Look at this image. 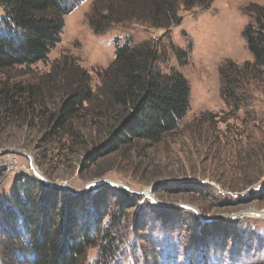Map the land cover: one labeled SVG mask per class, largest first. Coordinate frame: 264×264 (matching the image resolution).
<instances>
[{"label":"rangeland","instance_id":"rangeland-1","mask_svg":"<svg viewBox=\"0 0 264 264\" xmlns=\"http://www.w3.org/2000/svg\"><path fill=\"white\" fill-rule=\"evenodd\" d=\"M92 4L82 0L65 17L61 42L47 61L1 72L0 88L5 82L42 83L65 60L86 70L97 87V75L115 59L116 39L131 36L165 47L168 63L161 60L159 67L186 78L190 111L159 143L109 151L104 125L55 128L49 115L57 111V99L34 108L0 101V197L21 177L74 195L117 189L136 207L124 209L116 264H188L192 251L214 238L218 246L209 248L208 264H264V217L257 216L264 214V79L247 87L236 113L222 97L220 76L226 62L253 61L243 32L248 8L264 0H214L208 10L182 11L171 41L163 39L164 30L137 24L96 35L88 19ZM190 42L189 63L181 67L170 44L186 49ZM97 254L91 249L85 264Z\"/></svg>","mask_w":264,"mask_h":264},{"label":"trees","instance_id":"trees-1","mask_svg":"<svg viewBox=\"0 0 264 264\" xmlns=\"http://www.w3.org/2000/svg\"><path fill=\"white\" fill-rule=\"evenodd\" d=\"M81 1L0 0V73L47 61L61 42L65 17ZM213 2L93 0L88 19L96 35L137 24L164 30L163 39H167L170 30L182 24V11L208 10ZM247 13L250 22L243 37L253 61L243 65L230 61L220 68L222 97L236 113L241 98H247V87L264 79V5H252ZM170 45L179 65L186 66L192 42L186 49ZM163 48L153 41L136 42L131 36L116 39L115 59L97 75V87L86 70L68 60L58 61L42 83L10 86L5 82L0 101L34 108L57 99V111L49 115L55 128L71 131L79 123L104 125L109 151L136 143L156 144L177 130L190 111L191 99L183 74L175 69L165 73L159 67L161 60L168 63ZM100 192L74 195L35 178H19L9 194L0 197V238L4 240L0 264H85L91 249L98 254L89 264H116L124 209L136 204L129 203L120 190ZM112 202H116L113 207ZM210 243L204 241L191 250L188 264H208L207 257L213 255L209 248L212 243L218 246L215 238Z\"/></svg>","mask_w":264,"mask_h":264},{"label":"water","instance_id":"water-1","mask_svg":"<svg viewBox=\"0 0 264 264\" xmlns=\"http://www.w3.org/2000/svg\"><path fill=\"white\" fill-rule=\"evenodd\" d=\"M40 179L43 180L41 176H40ZM44 182H45V181H44ZM189 209L194 210L193 208H189ZM257 216H262V217H264V214H263V215L257 214Z\"/></svg>","mask_w":264,"mask_h":264}]
</instances>
